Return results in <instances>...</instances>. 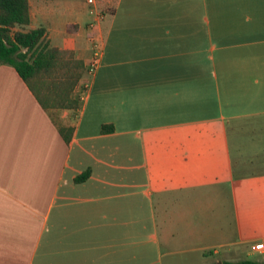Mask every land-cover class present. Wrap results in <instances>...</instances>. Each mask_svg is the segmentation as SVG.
<instances>
[{
	"label": "crops",
	"instance_id": "0c3cea01",
	"mask_svg": "<svg viewBox=\"0 0 264 264\" xmlns=\"http://www.w3.org/2000/svg\"><path fill=\"white\" fill-rule=\"evenodd\" d=\"M28 1L85 81L45 108L0 63V264L263 261L264 0Z\"/></svg>",
	"mask_w": 264,
	"mask_h": 264
},
{
	"label": "trees",
	"instance_id": "16d2710c",
	"mask_svg": "<svg viewBox=\"0 0 264 264\" xmlns=\"http://www.w3.org/2000/svg\"><path fill=\"white\" fill-rule=\"evenodd\" d=\"M30 20L28 0H0V63L15 67L43 107L77 106L79 98L73 99L70 93L80 78V70L85 68L82 60L51 45L45 37V27H29ZM112 128L111 124H102L103 131ZM63 135L69 139V134ZM88 175L86 169L75 180ZM223 264H264V260L223 261Z\"/></svg>",
	"mask_w": 264,
	"mask_h": 264
},
{
	"label": "built area",
	"instance_id": "2783aa9c",
	"mask_svg": "<svg viewBox=\"0 0 264 264\" xmlns=\"http://www.w3.org/2000/svg\"><path fill=\"white\" fill-rule=\"evenodd\" d=\"M86 2L89 5L88 7L89 12L95 15L97 20L100 19L104 15L103 10L98 5V0H86ZM90 24H92V22ZM94 47L95 48L93 51V55H92V58L88 66L89 72H92L99 63L100 48L98 47L97 41H94ZM252 247L255 249H261L263 248V242L254 243Z\"/></svg>",
	"mask_w": 264,
	"mask_h": 264
},
{
	"label": "rangeland",
	"instance_id": "374dc122",
	"mask_svg": "<svg viewBox=\"0 0 264 264\" xmlns=\"http://www.w3.org/2000/svg\"><path fill=\"white\" fill-rule=\"evenodd\" d=\"M70 55L73 57V53H70ZM73 58H74V57H73ZM83 71H84V70H82V69L80 70L81 75H80V79L78 80L77 88H76V92L78 93V98H79V93L82 91V87H83V86H82V85H83L82 83H83V81H85L84 78H82V77H83ZM76 97H77V94H76ZM230 130H231V128H230ZM247 132H248V133L244 132V133H242V134H243V135L245 134V135H247V136H249V134H253V133H251L250 130H248ZM242 134H241V136H243ZM261 161H262V160H261ZM263 161H264V159H263ZM252 256H254V255H252Z\"/></svg>",
	"mask_w": 264,
	"mask_h": 264
},
{
	"label": "water",
	"instance_id": "95a60500",
	"mask_svg": "<svg viewBox=\"0 0 264 264\" xmlns=\"http://www.w3.org/2000/svg\"><path fill=\"white\" fill-rule=\"evenodd\" d=\"M214 264H222V262L221 261H217Z\"/></svg>",
	"mask_w": 264,
	"mask_h": 264
}]
</instances>
